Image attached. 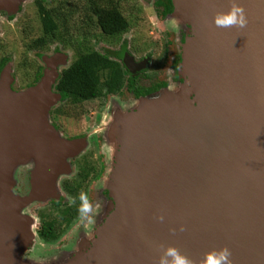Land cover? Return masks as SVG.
Listing matches in <instances>:
<instances>
[{
    "label": "water",
    "instance_id": "water-1",
    "mask_svg": "<svg viewBox=\"0 0 264 264\" xmlns=\"http://www.w3.org/2000/svg\"><path fill=\"white\" fill-rule=\"evenodd\" d=\"M171 3L190 29L180 63L189 99L144 101L115 120L112 211L74 264H161L169 247L191 264L225 247L232 264H264V0H240L244 28L214 23L231 0ZM56 77L13 92L10 64L0 74L2 209L13 202L7 227L0 219V264H17L33 240L21 211L58 199V178L85 147L49 122ZM28 162L49 174L48 192L14 196L12 171Z\"/></svg>",
    "mask_w": 264,
    "mask_h": 264
},
{
    "label": "rangeland",
    "instance_id": "rangeland-1",
    "mask_svg": "<svg viewBox=\"0 0 264 264\" xmlns=\"http://www.w3.org/2000/svg\"><path fill=\"white\" fill-rule=\"evenodd\" d=\"M37 1L42 2L46 9L51 10L55 14L54 16L58 18L62 31L65 30L64 25L66 26V31L63 34L65 43L69 46L67 49L71 53V57L72 50L75 57L85 52L86 49H82L83 45L81 42L82 34L85 35L86 33H90L92 36L94 32L92 39L103 41L104 46L101 44L102 47L100 49L103 50L105 48L106 53L116 50V43L120 40H102V35L97 32L92 20L87 23L84 16L87 15L88 11L85 9L84 0ZM33 2L29 0L22 5L16 20L9 23L0 20V61L2 58H8L12 63V77L15 79L17 89H20L19 92L25 90V86L30 83L34 66H36L38 60L36 59L38 56L36 54L37 51L33 52L30 50L32 41L40 34V21ZM119 3L121 13L129 22V31L122 37L123 42L129 46L130 51L136 57H141L144 54L150 57L152 66L149 64L148 72L150 75L158 74L157 76H160L161 74V79L164 81L163 85L158 92L141 100L124 101L122 107L113 104L110 112L101 109L100 124L99 122L98 124H76L81 127L84 133L89 132L88 134H90L92 130H95L97 131L96 136L99 135V139L97 138V143H95L96 148L94 146L91 147L88 142L77 157H88L87 170L91 169L92 161L97 157L104 166V174L100 179L93 181L89 185L88 190L90 192L89 199L93 205L94 221L89 224L77 219L71 227L63 228L64 225H60L61 219L59 218L58 227L56 226L55 230L61 229L60 233L63 230L64 233L57 242H45L39 235L42 217L47 220L49 217H58V211L54 209L55 205H58L59 209H63L67 204L72 203L71 200H66L65 194L61 192L59 181L61 179H72L75 185L82 184L81 173L83 172L79 173L78 168L77 174L75 167L69 160V173L65 176H60L56 182L58 199H51L42 203L34 202L21 211L22 215L31 218L33 240L28 249L19 256L17 264H66L68 260L73 262V264L77 262L91 246L103 219L112 211V203L102 195H104L103 192L107 188L114 161L115 143L113 142L112 126L115 120L123 114L135 110L144 101H167L173 98L179 102H184L189 99L184 80L181 77L180 63L171 65L172 59L175 57L179 58L182 53L181 44L183 37L190 36V29L185 18L174 12L170 0H120ZM160 55H162V61ZM163 57H166L165 61ZM128 97L131 99V96ZM84 106L88 107H83L85 110L84 114L91 117L90 111L94 109L89 107V105ZM62 124L64 123L62 122ZM69 126L70 124H66L65 128L68 129ZM29 164L31 163L28 162L17 166L12 171L11 179L14 182L12 193L14 196L26 197L30 192L26 193V190L21 192L17 181L18 172L26 170ZM27 170L26 172L28 173ZM50 201H54L52 203L54 205L50 204Z\"/></svg>",
    "mask_w": 264,
    "mask_h": 264
},
{
    "label": "flooded vegetation",
    "instance_id": "flooded-vegetation-1",
    "mask_svg": "<svg viewBox=\"0 0 264 264\" xmlns=\"http://www.w3.org/2000/svg\"><path fill=\"white\" fill-rule=\"evenodd\" d=\"M26 1H29V0H0V20H4L6 23L16 20L17 15L22 9V5ZM31 1H34L33 5L35 6L36 11L38 13V17L40 21V34L37 38H35V40L32 41L31 43L32 48H30V50H32L33 52L37 51L36 54H38V56L36 59L38 60H37L36 66H34L32 79L30 83L25 86L24 89L35 86L41 80V78L44 76L46 72H49L51 74L55 73L57 77L55 78V82L52 85V93L55 95H59L60 99L54 105L55 107L52 106L49 111V118L51 122L50 124L54 127L57 133L61 134V137L65 138L66 140H69V141L83 140L85 145L89 142L91 144V147L94 146L96 148L95 143H97V138L99 139V135L96 136L97 131L92 130L90 134H88L89 132L84 133L81 127H78L76 124H90V123L98 124V122L101 120V114H102L101 109L103 110L105 109V111L108 110L110 112L113 104H116L119 107H122V104L124 101H127V100L138 101V100L148 97L149 95H152L158 92L164 82L161 79L162 75L161 74L160 76H157L158 74L150 75L148 72V69L150 68L149 67L150 57L147 54H144L141 57H136L130 51L129 46L125 42H123L122 37H124L129 31V26L124 31H121L120 33L113 35V36H106L103 34V32L100 30L99 25H98L99 0H84L85 9L88 11L87 15L84 16L86 18L87 23L92 20V22L96 26L97 32L102 35V40L113 39L116 41H119V40L120 41L116 43L117 47L115 48L116 50H114L115 52L111 51L110 53H106L104 50L105 48L103 50L100 49V47L104 46L103 41H100V39L98 40L92 39V36H94L93 34H95L94 32L92 33V36L90 35V33H86L85 35L82 34L83 35L82 42H81V44L83 45L82 49L84 48L86 50L85 52H83L82 54L76 57H75L73 50H72V57L70 56L71 53L67 49L69 48V46L66 45L65 43L63 33H65L66 31V26L64 25L65 30H63L64 31L63 32L61 26H59L58 18L54 16L55 14H53L51 10L46 9L43 3L40 1H37V0H31ZM119 5L120 3L118 4L117 8L120 11ZM40 6H42L44 10L50 12L52 18H54L55 22L57 23V27H58L57 32L47 34L44 31L42 22H41V14L39 12ZM121 15L123 16L122 13ZM128 25H129V22H128ZM84 37H86V39H84ZM185 39H186V36L183 37L181 49H182V45L184 44ZM39 50H42V51H39ZM67 51L69 52V54ZM95 53L103 57H106L110 61H113L114 63L119 65L121 69L120 71L123 75L122 86L120 87L119 90H117L116 92L112 94H108L106 96L95 97L93 99L83 101L81 103L72 104V102L69 99L62 97L61 94L57 92L55 88L57 81L61 77L62 73L65 70H67L78 58H81L84 55L95 54ZM181 54L179 55V58L175 57L172 59L171 65L181 63ZM160 57L162 61V55H160ZM163 59L165 61L166 57H163ZM8 64H10L11 66V78H12L10 89L13 92H19L20 89H17L15 85V79L12 77V63L10 62L8 58L1 59L0 74L2 70ZM150 66H152V64H150ZM138 79H140V81H138ZM128 96H131V99ZM102 103L104 104L102 105ZM84 105H89V107H92L94 109L93 111H90L91 117H89L87 114H84L85 110L83 107L88 108L87 106H84ZM110 115L112 116L111 113ZM62 122L64 124H62ZM100 123L101 122H99V124ZM66 124H70L68 129L65 128ZM99 142H101V140H99ZM79 155L80 153L77 156H75L73 159H71V163L73 167H75V171H77V169L79 168V173L83 172L81 173L82 184H79L77 186L73 183L72 179H63V180L61 179L59 181L60 190L62 193L65 194L67 198L66 200L72 201L71 204H67L65 207L73 206L75 204V199L70 195V193L73 190L78 191V193H80L81 191H84L88 194V197H89V193H90L88 191L89 185L92 184L93 181L100 179L102 175L104 174V166L101 163V161H99L98 157L96 159H93L91 169L87 170L86 165H87L88 157L77 158ZM35 168H36V165L35 163L32 162L27 167L28 170L26 169L28 173L26 172V170H21L18 172L17 174V181L19 182L18 188L20 189L21 192L26 190L25 192L28 193L32 189V185H31L32 174ZM77 174H78V171H77ZM25 176H27V178H25ZM103 194L104 195L102 196L105 197L106 200L111 202V198L109 196L108 191L105 190ZM52 203H54V201H50V204ZM77 219H79L78 215L77 217L72 219L69 224L67 225L63 224L64 225L63 228L71 227L76 222ZM104 219H103V222H104ZM60 230L58 231L55 230V233L57 234V236L51 242H57L59 237H61V235L64 233L63 232L64 230L61 233H60ZM40 231H41V228H40Z\"/></svg>",
    "mask_w": 264,
    "mask_h": 264
},
{
    "label": "trees",
    "instance_id": "trees-1",
    "mask_svg": "<svg viewBox=\"0 0 264 264\" xmlns=\"http://www.w3.org/2000/svg\"><path fill=\"white\" fill-rule=\"evenodd\" d=\"M119 1L99 0L98 25L106 36L116 35L129 26L126 18L117 8ZM39 12L44 31L47 34L57 32V23L50 12L44 10L42 6H40ZM120 70L118 64L99 54L84 55L62 73L55 88L62 97L69 99L72 104L81 103L119 90L123 83V75ZM78 194V191L74 190L70 193L75 199L73 206L59 209L58 205H55L54 209L58 211V217H49L48 220L42 217V232L40 231L39 235L43 241H53L57 236L55 229L56 226L58 227L59 218L61 219L60 225H67L77 217Z\"/></svg>",
    "mask_w": 264,
    "mask_h": 264
},
{
    "label": "clouds",
    "instance_id": "clouds-1",
    "mask_svg": "<svg viewBox=\"0 0 264 264\" xmlns=\"http://www.w3.org/2000/svg\"><path fill=\"white\" fill-rule=\"evenodd\" d=\"M214 23L217 27L221 28H230L233 26L239 28L246 27L248 20L245 10L240 4V0H231L230 9L227 12L216 14ZM77 199L79 200V205L77 207L79 219L89 224L93 223V205L88 194L81 191ZM159 219L162 221L163 217L161 216ZM161 264H191V261L187 257L181 255L177 249L169 247L166 250V257L161 259ZM202 264H232L231 251L227 247L214 250L205 255Z\"/></svg>",
    "mask_w": 264,
    "mask_h": 264
},
{
    "label": "bare ground",
    "instance_id": "bare-ground-1",
    "mask_svg": "<svg viewBox=\"0 0 264 264\" xmlns=\"http://www.w3.org/2000/svg\"><path fill=\"white\" fill-rule=\"evenodd\" d=\"M40 165H41V163H37L36 169H35V171H34V173L32 175V183H31V185H32V193L35 194V195H42V194H45V193L48 192L47 184H48L49 174L47 175L45 172L41 173L43 169H41V170L39 169ZM1 174L2 173L0 172V175ZM1 205H2V203H0V219L3 221L4 227H7L6 223L8 221V218L4 217L3 215L8 212L9 208L13 207V202L7 201L5 203V205H4V207H5L4 210L2 209ZM23 207H25V205ZM5 229L7 231L8 228H5Z\"/></svg>",
    "mask_w": 264,
    "mask_h": 264
}]
</instances>
